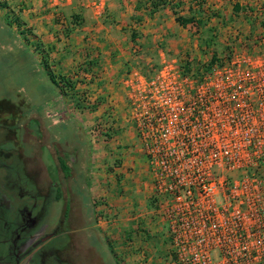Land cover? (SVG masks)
<instances>
[{
    "label": "built area",
    "instance_id": "obj_1",
    "mask_svg": "<svg viewBox=\"0 0 264 264\" xmlns=\"http://www.w3.org/2000/svg\"><path fill=\"white\" fill-rule=\"evenodd\" d=\"M82 2L102 16L104 0ZM158 56L150 77L131 69L121 84L174 264H264V56L195 72Z\"/></svg>",
    "mask_w": 264,
    "mask_h": 264
},
{
    "label": "crops",
    "instance_id": "obj_2",
    "mask_svg": "<svg viewBox=\"0 0 264 264\" xmlns=\"http://www.w3.org/2000/svg\"><path fill=\"white\" fill-rule=\"evenodd\" d=\"M135 1L104 0L106 15L97 17L86 8L80 22L68 30L63 20L58 29L51 24L46 3L24 0L28 3L24 13L29 16L32 38L43 44L47 67L55 68L57 77L72 82V88L62 92L54 87L57 113L68 114L83 130L98 122L120 129L118 135L88 142L87 185L89 200L94 201L97 238L105 240L109 255L115 254L112 257L117 262L174 264L165 223L154 214L152 178L133 136V126L126 119L121 80L140 61L132 52H154L158 43L174 53L181 44L185 47L186 33L176 24L169 3L146 15L149 8L138 10ZM171 4L181 16L199 9L202 20L231 34L235 49L254 58L264 56V0H171ZM177 5H184L183 12L179 13ZM140 17L144 22L134 24V18ZM144 57L141 60L147 64L152 61L150 53ZM81 95L91 101V110H79L78 105L68 102ZM107 106L114 115L112 122L106 118Z\"/></svg>",
    "mask_w": 264,
    "mask_h": 264
},
{
    "label": "rangeland",
    "instance_id": "obj_3",
    "mask_svg": "<svg viewBox=\"0 0 264 264\" xmlns=\"http://www.w3.org/2000/svg\"><path fill=\"white\" fill-rule=\"evenodd\" d=\"M111 2L113 5L116 3L115 1ZM135 2L138 10L146 11V8H149L146 5L149 0H136ZM168 3L171 7L174 5V3L171 4V0ZM0 4L4 6L3 8L0 7V124L12 127L18 140L21 136L19 135L21 126L24 125L31 129V132L35 135L38 123L41 124L47 135L46 140L54 139L59 143L58 147L63 154V158L77 177L78 185L76 188H80L81 182L85 181L86 178L88 179V142L100 137L108 139L107 137L118 135L120 129L98 122L94 126L83 130L80 126L72 123L74 120L69 118L68 114H62L61 116L62 112L57 113L59 111L57 108L58 97L42 64L47 63L42 54L43 44L34 41L32 34H30L31 28L27 25L29 16L24 12L28 3L24 0L19 3L0 0ZM182 6L184 5H177L176 7L179 13L184 10ZM195 9L192 11L190 9L191 13H197ZM87 10L82 0H70L68 4L62 2L55 10H48V15H50L51 24L55 25L57 29L59 28L60 19H62L68 30L80 22L83 13ZM176 12L178 11L176 10ZM199 12L201 13L200 10ZM103 13L105 15L108 13L107 8L103 10ZM145 13L148 15L147 11ZM134 20L136 25H141L144 22L141 17L134 18ZM201 21L202 24L199 25L197 32H194L193 29H185L184 39L187 40L185 47L181 44L182 47L178 46L179 48H176L174 53L164 44L158 43L154 44V52H132L131 56H138L137 60H140L135 65V69H139L145 77H150L159 66L158 54L160 51L165 53L168 58L175 59L184 71L192 70L194 72L207 67L212 55L215 56V60L230 57L233 53L247 55L246 52L233 47L234 40L227 31H222L221 27L218 29L217 25L209 24L205 19ZM179 38L182 39L181 36ZM148 53H150L152 61L147 64L141 58H145L144 56ZM50 64L54 66L53 62ZM48 70L57 79L55 68L48 67ZM65 80L72 83L68 78ZM85 96L81 95L80 98L68 99V102L76 107L81 103L82 98L86 99ZM126 119L131 123L127 118V112ZM93 127L95 131L90 133ZM4 146L9 148L8 143ZM21 148L23 152L26 150L25 145H22ZM44 159H47V156ZM116 163L115 160L113 165ZM2 174L3 171L0 167V202L2 201L1 195L4 193L1 188L3 185ZM7 197L13 199L10 194ZM82 204L83 207H86L88 202L83 199ZM90 207L93 222L95 220L94 224L96 225L93 214L94 205L91 199ZM89 240H91L92 251L89 254L83 252L87 259L80 256V262L83 263L85 260L90 259L89 264H123L121 261L117 262L113 259L112 256L115 254L110 253L111 256L109 255V246L106 245L103 238L90 235ZM116 258L119 260L118 256Z\"/></svg>",
    "mask_w": 264,
    "mask_h": 264
},
{
    "label": "flooded vegetation",
    "instance_id": "obj_4",
    "mask_svg": "<svg viewBox=\"0 0 264 264\" xmlns=\"http://www.w3.org/2000/svg\"><path fill=\"white\" fill-rule=\"evenodd\" d=\"M19 131L18 140L12 127L0 124V264H89L90 259L80 262V256L92 251L89 237L99 231L87 178L76 188L77 177L59 143L46 140L41 124L38 135L24 125Z\"/></svg>",
    "mask_w": 264,
    "mask_h": 264
},
{
    "label": "trees",
    "instance_id": "obj_5",
    "mask_svg": "<svg viewBox=\"0 0 264 264\" xmlns=\"http://www.w3.org/2000/svg\"><path fill=\"white\" fill-rule=\"evenodd\" d=\"M167 4H168L167 0H149V2H148V6H149L148 14L150 15L151 13H154L155 11L159 10L160 8H163ZM0 7L3 8L4 6H2L0 4ZM170 9L172 11V14L175 16L174 19H175L176 24H178L180 27H182L184 29H193L194 32H197L199 25L202 24L201 13L199 12L198 9H197V13H195V14L191 13V11H190L188 16L178 15V13L171 6H170ZM214 61H215V56L212 55L208 65L212 64ZM42 64H43V68L47 74L49 82L54 87H56L60 92H62L65 89L72 88V84L69 83V81L64 80L63 78H59V77H57V79H56V77H54L49 72L46 63H42Z\"/></svg>",
    "mask_w": 264,
    "mask_h": 264
}]
</instances>
